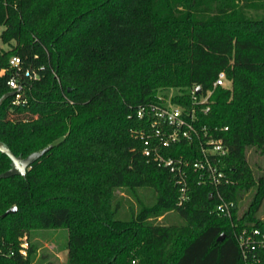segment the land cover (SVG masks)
Listing matches in <instances>:
<instances>
[{"label": "trees", "instance_id": "trees-1", "mask_svg": "<svg viewBox=\"0 0 264 264\" xmlns=\"http://www.w3.org/2000/svg\"><path fill=\"white\" fill-rule=\"evenodd\" d=\"M0 26V97L15 55L27 99L0 101V142L20 157L49 146L24 175L2 177L0 152V264H31L20 237L55 227L66 264H244L235 232L264 233V0H0ZM219 72L227 84L213 86ZM195 86L210 92L196 126L222 139L226 182L198 184L187 168L177 205L173 174L142 154L148 123L134 110L188 107ZM162 153L199 158L186 140ZM216 190L230 217L215 211Z\"/></svg>", "mask_w": 264, "mask_h": 264}, {"label": "built area", "instance_id": "built-area-1", "mask_svg": "<svg viewBox=\"0 0 264 264\" xmlns=\"http://www.w3.org/2000/svg\"><path fill=\"white\" fill-rule=\"evenodd\" d=\"M8 65L14 68L6 79V86L13 92L11 104L24 105L27 101L25 96L26 87L20 82L18 75L19 58L12 55L8 59ZM23 76L35 77V73L27 69L23 70ZM223 72L217 74L213 86H224ZM190 104L185 107L181 103H173L169 98L158 100L154 103L143 104L136 107L134 115L138 119L145 118L148 123V131H139L137 136L142 139V154L154 161L157 165L168 168L173 174V183L178 187L177 205H182L187 200V173L190 168L197 173V183L208 182L214 188L226 182L223 171L218 166L220 157L226 154V148L220 137H214L204 126H196V106L205 113L208 110V97L210 92H195L191 88L187 92ZM226 129V127H223ZM186 140L195 142L199 151V158L190 162L182 157H169L162 153L164 148L171 144ZM215 211L230 217L233 202L224 199L216 190ZM235 239L241 253L244 264H255L258 261V251L264 248V233L257 228H241L235 232ZM27 243L20 241L19 253L26 255Z\"/></svg>", "mask_w": 264, "mask_h": 264}, {"label": "rangeland", "instance_id": "rangeland-1", "mask_svg": "<svg viewBox=\"0 0 264 264\" xmlns=\"http://www.w3.org/2000/svg\"><path fill=\"white\" fill-rule=\"evenodd\" d=\"M2 27L0 26V31ZM8 46L0 42V50H6ZM227 82L224 80V85ZM175 90H171L173 93ZM143 192V191H142ZM148 193L143 195L147 196ZM246 195L243 196L242 206L245 205ZM257 215L264 218V199L262 200ZM21 241H26L27 246L33 250V261L31 264H66L67 262V231L62 227L36 228L20 237Z\"/></svg>", "mask_w": 264, "mask_h": 264}, {"label": "water", "instance_id": "water-1", "mask_svg": "<svg viewBox=\"0 0 264 264\" xmlns=\"http://www.w3.org/2000/svg\"><path fill=\"white\" fill-rule=\"evenodd\" d=\"M195 92L198 93L199 92V87L195 86L194 87ZM13 92L9 91L7 93H5L4 95H2L0 97V101L7 96H12ZM49 148V146L42 148L41 150L38 151H33L28 153L26 156L24 157H20V156H15L9 149L8 147L3 144L2 142H0V152L5 154L8 159L10 160V167L8 169H6L4 172L1 173L2 177H7L13 174H18V175H24L25 171L27 168L30 167V165L37 160L47 149ZM211 195L209 194V197ZM15 210V207L12 206L10 208H8L4 213H9V212H13ZM222 235H220L217 239H221Z\"/></svg>", "mask_w": 264, "mask_h": 264}]
</instances>
